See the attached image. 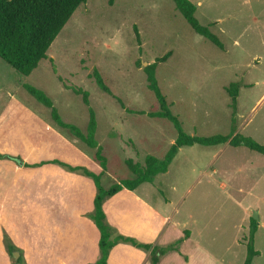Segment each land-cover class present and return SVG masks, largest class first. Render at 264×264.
Returning <instances> with one entry per match:
<instances>
[{
	"label": "rangeland",
	"instance_id": "obj_1",
	"mask_svg": "<svg viewBox=\"0 0 264 264\" xmlns=\"http://www.w3.org/2000/svg\"><path fill=\"white\" fill-rule=\"evenodd\" d=\"M190 1L197 6L196 18L201 25H210L222 49L197 34L173 0H87L51 45L48 59L30 76L0 59V87L7 90L11 86L14 96L46 122L54 123L50 110L28 94L24 85L36 88L53 102L63 121L87 134L89 107L64 85L83 89L89 93L90 108L96 115L98 144L112 140L122 162L131 159L144 166L148 155L163 158L178 136L170 121L148 116L158 111L159 105L148 89L144 71L171 52L168 60L159 64L156 77L184 132L200 137L229 135L235 126L236 134L264 145V0ZM94 69L134 113L126 112L100 90L90 77ZM232 83L240 84L233 122L232 99L226 91ZM4 99L8 100L7 93L5 98L0 96V106ZM9 130L0 133L11 136ZM60 132L75 140L85 156L91 158L95 153L68 131ZM120 174L134 178L130 173ZM113 178L102 177V187L109 189L115 183ZM148 185L157 188L162 202H170L159 208L164 218L157 238L160 246L171 243L170 227L183 228L182 237L189 238V230L193 234V243L184 249L189 264H244L253 219L258 225L254 246L260 252L253 264H264V155L229 144L183 147L168 172ZM23 201L13 199L1 209L0 224L28 226L33 222L38 207L25 214L31 219H22ZM106 224L112 229V238L127 236L107 218ZM2 233L0 260L7 257L15 264L4 246L7 230ZM17 249L19 257L23 256Z\"/></svg>",
	"mask_w": 264,
	"mask_h": 264
},
{
	"label": "crops",
	"instance_id": "obj_2",
	"mask_svg": "<svg viewBox=\"0 0 264 264\" xmlns=\"http://www.w3.org/2000/svg\"><path fill=\"white\" fill-rule=\"evenodd\" d=\"M8 87L7 90L5 86L0 87V96L5 98L7 93L8 97L0 106V131L10 129L8 132L12 134L0 133L1 154L18 157L22 164L28 165L58 160L72 167L85 166L101 179L104 176L113 178L109 173L103 174V169L92 157L85 156L76 147L75 140L62 135L54 123L46 122L34 108L14 96L11 86ZM11 122L14 125H10ZM54 146L59 147L58 151L53 149ZM154 182L155 179L133 191L123 189L108 198L110 200L106 205L103 203L104 214L110 225L124 232L125 237L140 243L166 247L182 240L179 251L169 252L159 264H189L190 256L184 249L193 243L190 230V237L186 239L182 237L183 228L177 230L170 227L173 233L171 243L160 246V222L164 218L159 208L170 202L168 199L160 200L156 187L145 186ZM96 195L97 188L91 178L70 172L58 164L25 168L10 160H0V210L5 209L13 199L20 203L24 199V204H20L25 208L22 219L28 220L31 218L24 217L25 214L34 212L38 207L37 217H33L34 221L28 226L19 222L13 226L0 224V246H3L2 230L6 229L12 243L22 250L26 264L96 263L101 256L100 231L89 218L94 213ZM144 235L151 240L144 238ZM199 259L203 260L201 257ZM2 260L0 264H11L7 257ZM107 262L152 264L150 252L124 243L111 250Z\"/></svg>",
	"mask_w": 264,
	"mask_h": 264
},
{
	"label": "trees",
	"instance_id": "obj_3",
	"mask_svg": "<svg viewBox=\"0 0 264 264\" xmlns=\"http://www.w3.org/2000/svg\"><path fill=\"white\" fill-rule=\"evenodd\" d=\"M86 2L87 0H0V59L20 74L30 76L42 60L48 59L47 53L51 45L77 9ZM110 2H113V0H110ZM173 2L176 9L197 34L203 36L220 49L223 48L220 39L210 31V25L203 26L196 18L197 6L194 3L190 0H173ZM136 34L139 40L137 31ZM170 56L171 52L157 59L144 69L147 75L148 89L153 92L159 105V110L150 112L148 116L170 121L177 130L178 136L163 158L159 159L153 155H148L145 158L144 166L134 163L131 159L122 162L115 153L112 140H108L103 145L98 144L95 139L97 120L94 110L90 108L88 92L78 87L64 85L66 89L71 90L77 96H81L83 103L89 107L87 134H84L76 126L68 124L61 119L53 102L43 92L29 85H24V89L28 94L34 97L43 107L50 110L51 119L60 130L68 131L74 138L86 144L90 149L95 150L92 159L103 169V174L109 173L117 179V182L106 190L101 185V177L88 171L84 167H72L58 160L41 162L34 165L22 164L20 158L0 153V160H10L25 168L39 167L50 163L58 164L70 172H78L94 181L97 188V195L94 199V213L89 215V218L94 221L100 231L99 248L101 256L96 263L92 264H108L107 261L111 250L119 243L128 244L134 248L150 252V262L152 264H159L161 258L169 252L179 251V245L182 243V240H178L174 244L166 247H153L150 244H143L136 239L122 235L112 238V229L106 224L103 203L106 199L113 197L123 189L133 191L144 183H152L156 176L167 173L169 166L181 148L192 147L194 145L209 147L229 144L234 148L246 147L251 151L264 155V145L257 143L250 137L243 136L239 133L236 134L235 126L229 135L200 137L196 135L192 136L184 132L179 119L171 112L170 104L162 93L156 77L159 64L166 62ZM90 77L94 79L100 90L111 96L122 109L126 112L134 113L133 110L125 106L119 97L113 95L97 69L91 72ZM59 80L63 82L62 78ZM239 89V83H232L226 88V91L232 99V108L234 110L232 122L235 120ZM137 114L143 115L145 113L138 111ZM122 172L125 174L130 173L134 178H124L120 174ZM119 177H122V179ZM257 231V222L251 219L250 236L247 243V257L244 264H253L254 258L260 255V252L254 246V238ZM3 239L6 250L14 258L13 253L18 251L17 247L13 245L7 234H4ZM15 264H25L22 255L15 260Z\"/></svg>",
	"mask_w": 264,
	"mask_h": 264
},
{
	"label": "water",
	"instance_id": "obj_4",
	"mask_svg": "<svg viewBox=\"0 0 264 264\" xmlns=\"http://www.w3.org/2000/svg\"><path fill=\"white\" fill-rule=\"evenodd\" d=\"M147 65V64H146ZM13 256H14V260H17L18 257H19V253L18 252H14L13 253Z\"/></svg>",
	"mask_w": 264,
	"mask_h": 264
}]
</instances>
